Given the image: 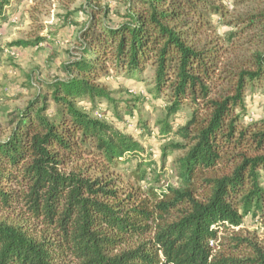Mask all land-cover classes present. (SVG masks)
Instances as JSON below:
<instances>
[{
    "label": "trees",
    "instance_id": "1",
    "mask_svg": "<svg viewBox=\"0 0 264 264\" xmlns=\"http://www.w3.org/2000/svg\"><path fill=\"white\" fill-rule=\"evenodd\" d=\"M111 1L120 21L91 5L67 76L0 139V264H264V238L237 231L249 215L264 221V120L248 119L249 89L264 88V0ZM20 2L0 0V27ZM147 71L146 98L167 109L160 136L182 140L163 146V158L184 152L176 185L154 186L142 143L106 119L112 105L149 128L104 83ZM183 109V125L169 121Z\"/></svg>",
    "mask_w": 264,
    "mask_h": 264
},
{
    "label": "rangeland",
    "instance_id": "2",
    "mask_svg": "<svg viewBox=\"0 0 264 264\" xmlns=\"http://www.w3.org/2000/svg\"><path fill=\"white\" fill-rule=\"evenodd\" d=\"M94 4L109 6V17L114 22L120 21L117 11L124 6L111 0H21L17 17L0 27V139L10 133V120L18 111L24 109L38 93L45 92V82L67 76L63 65L75 55L74 47L77 46L79 31L88 23L92 12L91 5ZM77 22L79 25L75 24ZM218 30L223 33L228 28L219 26ZM49 35L52 39L56 35V41L50 42ZM40 37L48 40L39 45L11 46L20 40L35 41ZM141 77L144 80L138 81L136 78L118 77L115 74L104 83L112 91L113 99L136 105L134 120L144 118L149 128L142 129L139 126L137 129L134 124L129 125L130 116L126 111H121L122 118H119L113 112L112 105H109L108 118L99 114L102 112L101 108L93 109L89 103L86 110L95 118H106L110 124L127 130L142 143L146 155L152 159L149 181L154 186L176 185L175 161L184 152L169 151L167 157L163 158V146L171 141L182 140L175 136L166 140L160 136L157 124L166 119L167 109L161 100L154 102L146 98L153 73L147 71ZM248 102V119L264 120V88H250ZM105 108L106 106L103 107ZM189 116L190 111L183 109L169 121L180 126ZM158 174L160 182L155 180ZM237 231L253 240H262L264 221L260 217L249 215Z\"/></svg>",
    "mask_w": 264,
    "mask_h": 264
},
{
    "label": "crops",
    "instance_id": "3",
    "mask_svg": "<svg viewBox=\"0 0 264 264\" xmlns=\"http://www.w3.org/2000/svg\"><path fill=\"white\" fill-rule=\"evenodd\" d=\"M49 37H51L50 35H49ZM16 48V47H15Z\"/></svg>",
    "mask_w": 264,
    "mask_h": 264
}]
</instances>
